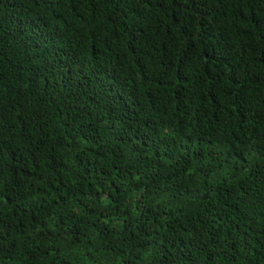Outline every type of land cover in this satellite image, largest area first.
<instances>
[{"label":"trees","instance_id":"16d2710c","mask_svg":"<svg viewBox=\"0 0 264 264\" xmlns=\"http://www.w3.org/2000/svg\"><path fill=\"white\" fill-rule=\"evenodd\" d=\"M0 264H264V0H0Z\"/></svg>","mask_w":264,"mask_h":264}]
</instances>
